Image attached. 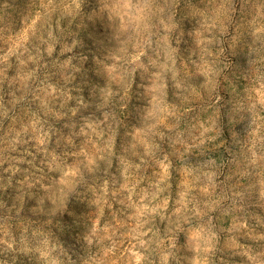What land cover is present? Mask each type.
I'll return each mask as SVG.
<instances>
[{"label":"clouds","instance_id":"1","mask_svg":"<svg viewBox=\"0 0 264 264\" xmlns=\"http://www.w3.org/2000/svg\"><path fill=\"white\" fill-rule=\"evenodd\" d=\"M30 3L0 25V264H264V0ZM158 155L230 174L232 228L182 198L161 233Z\"/></svg>","mask_w":264,"mask_h":264},{"label":"rangeland","instance_id":"2","mask_svg":"<svg viewBox=\"0 0 264 264\" xmlns=\"http://www.w3.org/2000/svg\"><path fill=\"white\" fill-rule=\"evenodd\" d=\"M32 7L30 0H0V25L7 22L6 30L15 36L16 32H13L12 29L17 21L38 24L39 20L32 11ZM19 30L17 29L16 31L18 32ZM222 44L223 41L221 39L211 51L219 54L222 51ZM218 86L221 88L220 95L223 98L222 85ZM219 110L222 112V107ZM119 118L121 126L127 124V113L121 114ZM218 146L217 144L211 145L213 148ZM141 155H145V153L141 152ZM187 158L188 154H184L182 157L184 161H187ZM133 163L139 166L135 170L140 181L137 191L141 188L147 189L156 195V202L167 200V207L163 215H157L155 221L156 227L160 229L161 233L164 232L169 223V217L172 216V212L176 210L177 202L182 198L193 203H203L205 201L213 203V223L219 222V226L224 229L232 228L233 219L236 218V213L231 210L233 185L228 179L230 174L225 173L223 170L215 171L216 161L214 159L202 160L199 164L192 162L187 164V167L183 170H181V165L178 164V158L173 156L165 158L164 155H158L155 160H149L147 164H144L140 158H136ZM199 169L207 171L208 176H201ZM157 183L159 184V189L155 187ZM189 207H192V205L189 204ZM106 215H108L107 211ZM252 219L259 218L253 216L249 220L250 224ZM101 222L103 223V220ZM198 238L199 233L195 229H191L187 238V246L190 249L198 246Z\"/></svg>","mask_w":264,"mask_h":264}]
</instances>
